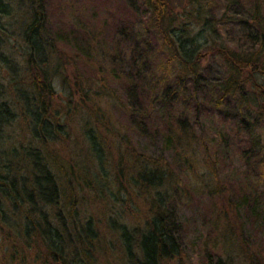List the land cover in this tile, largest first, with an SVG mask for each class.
<instances>
[{
  "label": "trees",
  "instance_id": "1",
  "mask_svg": "<svg viewBox=\"0 0 264 264\" xmlns=\"http://www.w3.org/2000/svg\"><path fill=\"white\" fill-rule=\"evenodd\" d=\"M15 1L0 0V15L11 17L14 7L20 6L17 4L18 0L16 3ZM195 1V25L201 23L197 27L199 30L190 32L191 27L185 23L175 25L176 19L171 18L172 11L165 0H145L144 7L148 15L146 27L147 23L149 24L147 32L143 30L139 33L134 26L128 27L129 29L119 27V36L126 42L131 40V58L124 68L125 73L120 74L118 62L113 64L110 72L115 80L118 75L117 80L126 84L127 95L134 107L130 118L135 123L144 122L148 106L157 101L165 107L162 117L166 124L168 119H171L170 114L177 113L172 108L174 102L186 107L188 112L186 118L178 120V128L179 125L186 126L188 121L197 123L190 115L203 104L198 97V94H204L201 92L203 89L209 91L213 88L219 94L218 101L214 103L217 110L222 101L231 102L236 99L234 106H227L217 119L216 142H209L211 146L204 149L208 159H213L214 164L209 170L216 176L222 174L216 169L215 158H222L226 162L229 160L232 164L241 162L248 168L252 186L247 190L242 189L240 202L244 204L242 207H248L254 216L253 226L263 233L264 17L260 15V9L262 11L264 8V0L254 3L249 18L251 29H246L233 42L225 40L222 47H216L218 44H215L214 38H209L206 34L207 31L213 30H209L205 11L201 10V4L205 1ZM225 1L229 5L235 2ZM243 1L237 0L235 5L242 8ZM191 5L193 6L194 2H191ZM42 7V0L25 1L27 18L18 21L16 30L19 40L18 52L21 51L24 63L23 76L11 83V91L7 96H4L0 84V264H107L95 260L92 256L94 251L91 250V244L93 245L98 234L96 223L92 225L90 220L79 222L76 217L78 215L70 210L73 200L71 196L67 197L66 188H61V176L64 177L67 170L70 175V178L65 177L68 183L78 185L82 190L91 193L93 198H100L103 188L108 189L106 179L109 171L128 195L131 189L143 192V195L148 191L152 194L144 199L147 208L142 217L143 231L132 229L133 233L137 231L135 245L138 255L131 263L129 260L134 255L133 246L130 245L132 235L126 226L121 227V237L125 243L124 255L128 264H166L170 259L180 257L182 227L173 217L168 193L166 192L165 196L159 191L167 172L166 168L160 167L162 163L159 161L148 162L143 154L135 151L126 137L109 124L95 99L98 92L92 90L89 80L82 81L77 74L68 73V63L61 53L62 49L57 46L60 39L47 34L48 18L44 15ZM236 14L238 15V12ZM240 21L244 22L242 18ZM6 29L0 22V34L7 36ZM147 34L160 42L166 61L175 69L173 75L172 72L166 71L168 65L164 69L167 72L165 75L156 77L151 72L153 67L149 65L145 50ZM230 44L236 47L237 51L231 52L228 49ZM208 46H215L213 55L219 58L224 68L223 77L218 84L211 82L212 80H204L201 75V50L209 53ZM6 60L0 52V64ZM74 62L76 61L73 60L70 65L75 66ZM15 72L13 68L10 74ZM170 74L172 76L168 77ZM57 76L70 91L65 104L52 85L54 77ZM186 82L190 84L189 87H186ZM74 102L79 105L80 113H73L71 110V104ZM145 102L148 105L145 106ZM60 107L64 111V117L70 118L69 116L85 113L93 122L90 128L85 129L84 135L94 155L92 159L97 164V169L91 178L82 173L81 183L76 178V172L80 171L78 166L69 165L68 169H63L59 155L50 149V145L59 142L58 136L64 135L57 120V115L61 117L63 114L58 110ZM235 107L238 114L231 121L228 114ZM255 116L261 123L259 126L248 122V119ZM224 118L231 121L229 128L226 127ZM13 124L24 127L32 140L41 144V151L22 146L4 148L8 143L2 140L4 133L14 126ZM186 133L184 131L182 137L176 135L177 148L187 146L183 140ZM43 147L48 148L50 152ZM248 156L251 158L247 161ZM117 157H120L119 161ZM208 163L207 160L205 164ZM110 166L114 169H109ZM216 179L223 188L224 180ZM94 183L100 185L99 190H96ZM1 201H4L7 207L3 206ZM61 206L67 210L65 213ZM233 206L237 210L240 209L235 204ZM240 239V246H243L246 258L259 259L258 253L251 251L248 242L250 238L246 239L241 235ZM261 244L264 246V238ZM216 264L227 263L218 260Z\"/></svg>",
  "mask_w": 264,
  "mask_h": 264
},
{
  "label": "rangeland",
  "instance_id": "2",
  "mask_svg": "<svg viewBox=\"0 0 264 264\" xmlns=\"http://www.w3.org/2000/svg\"><path fill=\"white\" fill-rule=\"evenodd\" d=\"M25 1L18 0L17 4L20 6L14 7L11 17L0 15V22L7 28L8 34L7 36L0 34V52L7 58L0 64V84L4 96L10 93L11 83L23 76L24 63L21 51L18 52L19 40L16 30L18 21L27 18ZM165 1L172 11L171 18L176 19L175 25L185 23L191 27L190 32L200 29L197 27L201 22L195 25V0ZM203 1L205 3L201 4V10L205 11L209 30H213V32L207 31L206 34L209 38L211 36L214 38L215 44H218L216 47L224 46L225 40L233 42L246 29L250 30L249 18L252 8L254 3L261 2V0H244L241 2L242 8H239L235 5L237 0L230 5L225 0ZM42 2L43 13L48 18L47 34L60 39L57 41V46L62 49L61 53L68 63L66 66L68 73L77 74L82 81L89 80L92 90L98 92V97L95 96V99L109 124L126 137L135 151L143 154L148 162L159 161L162 163L160 167L167 170L159 191L161 194L168 193L173 217L182 227V250L180 257H174L166 264H216L218 260L227 264H264V246L261 244L264 232L260 233L257 227L253 226L254 216L249 208L242 207L244 204L240 202L242 189L247 190L252 186V178L247 173L248 168L241 162L232 164L229 160L226 162L222 158H215L216 169L222 174L216 176L209 170L214 164L213 159H208L204 149L211 146L209 142H216L217 119L227 106H234L236 99L231 102L222 101L217 110L214 103L218 101L219 94L213 88L209 91L203 89L201 92L204 94H198L203 104L198 106L199 110L190 115L197 123L188 121L186 126L179 125L178 128V120L186 118L188 112L186 107L174 102L172 108L177 113L170 114L171 119H168L166 124V120L162 117L165 107L159 105L158 101L148 106L144 122H133L130 113L134 107L127 95L126 84L117 80L118 75L115 80L110 70L113 64L118 62L120 74L125 73L124 68L131 58V40L126 42L119 36V27L129 29L128 27L134 26L139 33L143 30L147 32L149 24L147 23L146 27L148 15L144 7L145 0H42ZM191 2H194L193 6ZM235 12H238V15ZM260 15L264 17V8L262 11L260 9ZM241 18L244 22L240 21ZM145 47L149 65L153 67L151 72L156 77H160V74L165 75L169 71L173 75L175 69L166 61L165 55L161 52L160 42L147 34ZM214 47L208 46L209 53L204 49L201 50L203 59L201 75L204 80H212L211 82L218 84L223 77L224 68L219 58L213 55ZM228 49L231 52L237 51L232 44ZM73 60L76 61L75 66L70 65ZM167 65L166 72L164 69ZM13 68L16 72L10 74ZM171 74L168 77L172 76ZM52 85L61 101L67 103L66 98L70 91L58 76L54 77ZM189 86L190 84L186 82V87ZM188 92L190 93L189 90ZM147 96L148 94L145 95ZM146 105L148 104L145 102ZM58 110L63 113L61 117L57 115V120L64 135L58 136L59 142L50 145V149L59 155L63 169H68L69 165L78 166L80 171L76 172V178L81 183L82 173L91 178L97 169V164L92 159L94 155L84 135L85 129L90 128L93 122L85 113L74 117L68 115L70 118H67L64 117L61 107ZM71 110L74 111L73 113L77 111L80 113V107L75 102L71 104ZM237 114L235 107L228 114L231 121ZM224 119L226 127L229 128L231 121ZM248 122L253 126H259L260 123L256 116L248 119ZM13 125L4 133L2 140L8 142L3 146L4 148L22 146L40 150L41 144L32 140L24 127ZM184 131L187 132L183 137L187 146L180 149L176 147L175 137L176 135L182 137ZM0 149L2 150V147ZM250 158L248 156L247 161ZM117 160L119 161L120 157H117ZM207 160L209 163L205 164ZM109 169L114 168L110 166ZM65 177L70 178L68 170L64 177L61 176V188H66L67 197L71 196L73 200L70 210L78 215L76 217L79 222L90 220L92 225L96 223L97 239L93 245L91 244L94 259L107 264H128L124 255L125 243L121 237L122 226H126L132 235L130 245L133 246L134 255L129 262L136 259L137 231L133 233L132 229L143 231L142 217L147 208L144 199L151 197L152 194L148 191L143 195V192L131 189L128 195L122 185H119L114 174L109 171L106 179L108 189L103 188L100 198H93L91 193L82 190L78 185L68 183ZM216 178L224 180L223 188L219 186ZM99 186L94 183L96 190H99ZM233 202L240 209H235ZM1 203L6 206L4 201ZM61 210L64 213L67 211L63 207ZM241 235L246 239L250 238L248 242L251 251H256L259 259L246 258L243 254V246H240Z\"/></svg>",
  "mask_w": 264,
  "mask_h": 264
}]
</instances>
